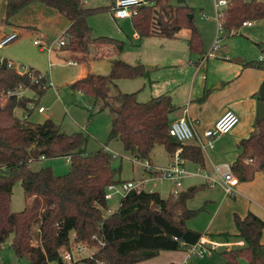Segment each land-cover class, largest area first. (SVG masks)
Wrapping results in <instances>:
<instances>
[{"label":"trees","instance_id":"obj_1","mask_svg":"<svg viewBox=\"0 0 264 264\" xmlns=\"http://www.w3.org/2000/svg\"><path fill=\"white\" fill-rule=\"evenodd\" d=\"M40 1L53 7L70 19L66 31L68 49L78 62L91 57L102 58L106 53H94L100 48L122 42L109 36H94L88 18L107 7H88L83 0H5L3 22L28 4ZM132 16L134 28L140 37H176L182 29L189 31V46L202 53L204 44L194 19V9L188 4H175L172 0H147ZM192 14V17H190ZM264 19V0H230L221 17L223 30H238L244 22ZM0 61V250L11 239V247L20 258L30 264H65L61 250L69 248L71 241L96 247L91 256L81 261L92 264H135L156 257L163 250H186L199 242L203 233L187 226L204 207L191 209L187 200L198 190H181L163 198L158 191L131 190L121 199L116 211L107 213L105 197L107 187L118 183L121 168L113 166L115 155L102 148L87 152L88 135L83 131L67 133L52 118L33 122L20 118L15 110L22 108L28 116L38 105L47 88L45 75L37 83L32 74L38 70L29 67L20 73ZM246 65L264 69V62L249 61ZM32 73V74H31ZM142 63L130 64L121 58L111 61L107 74L88 73L70 85L74 90L92 96L100 109L108 108L112 115L108 139L118 138L125 150L139 159H149L156 145H163L170 156L181 148L180 157L205 164L203 150L196 145L178 141L169 133L170 114L175 106L169 94L147 101H139L137 92H123L117 80L147 76ZM30 89L33 96L8 95L9 90ZM114 90L113 93L111 91ZM244 151L233 162L231 169L239 180L253 177L255 170L264 171V118L257 120L249 137L241 140ZM68 156L70 170L63 175L51 166L32 169L37 159ZM254 159L250 165L246 158ZM21 181L24 192L32 203L23 210L11 209L14 185ZM203 188V187H198ZM237 236L246 245L219 252L223 264H264L262 242L264 220L253 212L245 216L234 214ZM73 233V234H72ZM229 236V233H223ZM33 238L38 240L33 243ZM74 263V262H73Z\"/></svg>","mask_w":264,"mask_h":264},{"label":"crops","instance_id":"obj_2","mask_svg":"<svg viewBox=\"0 0 264 264\" xmlns=\"http://www.w3.org/2000/svg\"><path fill=\"white\" fill-rule=\"evenodd\" d=\"M83 1L88 7H107L113 3V0ZM216 1L217 0H213L211 3L209 0H186L185 3H178L177 0H172L175 4H188L194 9V19L200 30L204 44V51L202 53L190 50L188 41L189 31H187V29L180 30L174 38L161 36L145 37L144 41L154 39L156 42V49L155 51H150V54H147V50L144 49V51L142 46L134 47V49L130 48L128 50L123 47V50H120L119 44H111L100 48L95 47L94 49V53L100 54L102 51L106 53V56L102 58L109 62L110 67L113 59L121 58L130 64H149L151 67L146 70L149 72L151 71V73L157 69L171 68V76L165 78H160L159 76V78H155L154 75H149V73L147 76L137 77L136 79L139 80L137 82L139 85H143L141 89L144 90L146 89L145 81L147 77L150 76L151 78H148L149 93L146 94L148 95V98L150 99L162 94H169L172 97V102L175 106L170 114L171 120L184 116L190 117L195 122V129L199 135H203L206 129L211 128L224 111L231 109L239 115V124L232 133L217 137L212 148L203 150L205 157V164L203 166L181 158L182 165L191 173L184 179V182L188 179L187 186L189 185L184 190H188L189 187H192V190L199 189L198 187H203L204 189L201 188L203 189L201 192L203 194L201 196V203H203V205L207 202L213 203L207 206V215H202L203 222L198 223L196 220L199 219H195L194 217L186 222L189 228L203 233V237L207 238V246L210 248L211 252H213V250H225L246 245L245 240L236 235L238 230L234 222L235 213L240 216H245L251 211L264 220V171L255 170L253 177L244 181L239 180L236 176L238 183L235 187L236 191L234 194H227L224 186L220 182L212 185L211 181L206 179L202 174L204 172H213L216 166L223 167L225 164L232 166L233 162L239 157L241 140L250 136L255 129V123L258 120V103L260 101L259 91L264 81V69L246 65V63L251 60H245V56L234 58V60H232L230 56L227 55V52L229 51L227 44H223V46L221 45L224 54H218L215 57H207L204 59L211 50L218 34L217 9L215 6ZM204 6H207L210 13L206 14ZM197 7L199 8L198 11L196 10ZM108 11V14L105 13V17L108 19L110 26H112L111 33L120 36L132 32L135 39H142L133 26L132 17L119 18L114 14L112 8ZM195 11L197 12V17ZM5 12L6 2L5 0H0V39L4 35L14 31H17L20 37L18 36L19 38L14 40V48L10 52H7L5 55L0 54V61L6 58L14 63L32 67L41 73L47 72L48 74L45 75L49 77V71L41 70L44 69L42 64L37 63L31 57L27 56L28 54L22 47V39L26 36L31 39L34 36L33 41L40 38L45 42H49L63 37L67 44L66 31L71 24L70 19L57 9L47 6L40 1H34L22 8L10 18L9 23L3 22ZM253 25V21H248V23L244 24L242 27H246L248 31H250L249 27ZM239 30L240 29L232 30L229 34L234 35L235 33H238ZM224 32L226 31L223 30L221 34ZM105 33L106 32L101 35L94 34V36L114 37L106 35ZM221 37L224 39L223 35H221ZM223 39L221 42H223ZM258 45H260L262 50L264 49L262 43H258ZM4 48L5 46H0L2 51L6 50V48ZM40 49L46 50L41 47ZM54 51H57V62L66 61V64L68 65L77 66L74 70L75 74L72 82L86 76L88 73L94 72L102 74L108 71L95 69L94 63L99 58L91 57L87 62H78L73 58L75 53L68 49L66 45L59 46L58 44H55L54 49L48 51L50 58H52V53ZM129 56H133L135 62L132 61ZM52 66L53 62L50 60V72ZM155 74L159 75L157 72ZM142 78H146L143 79L144 83L141 81ZM161 82L165 84L160 85ZM52 83V87H54V81H52ZM117 85L121 91H125L123 90L122 79L117 80ZM28 91L31 90L25 89L23 94L32 96L28 94ZM137 91H139V89ZM55 92L57 94L59 93L58 88L55 89ZM82 94L83 93L79 91L78 95L80 96ZM137 97L139 101L143 102V99H139V95H137ZM92 99L94 100L93 97ZM24 117H29L30 119L28 113L24 114L22 118ZM55 123L59 128L61 127L56 121ZM115 139L119 140L118 138ZM184 143L199 146L198 141L194 139ZM154 148L150 153V158L147 160L152 167H167L175 162V155H173L170 156L167 164L156 166L157 164H155L151 157ZM104 149L114 154L108 145H104ZM249 159L250 158L248 157L245 161L249 163ZM133 160L139 161L144 166V173L147 176L139 180L131 178L133 179L132 181H139L144 185V183L155 179L154 171L148 170L145 167V162H142L137 158H133ZM249 164L251 165V163ZM198 169L201 170V174L193 175L192 173H195ZM222 170L224 169L222 168ZM214 177L217 179L220 178L217 174H214ZM128 181L130 180L128 179ZM149 191L156 190L150 189ZM187 205L190 208H195V204L192 203L190 199L187 200ZM213 233L220 234L219 236H221V238H212L211 234ZM223 233H229L230 235L225 236ZM262 242L264 243V230ZM213 245L217 246L212 248ZM167 252H169V254H178V252H182L183 254L182 258L173 257L170 260L172 261V264H181L187 259V250L186 253L185 251L179 250ZM82 258L83 257H79L73 264H88L87 262L80 263L79 260L81 261Z\"/></svg>","mask_w":264,"mask_h":264},{"label":"rangeland","instance_id":"obj_3","mask_svg":"<svg viewBox=\"0 0 264 264\" xmlns=\"http://www.w3.org/2000/svg\"><path fill=\"white\" fill-rule=\"evenodd\" d=\"M211 3L213 0H209ZM230 1V0H228ZM205 12L210 13L205 7ZM196 10L198 11L199 8L197 7ZM107 11H102L97 14L89 16V25L92 28V32L95 35H101L102 33L106 32V35L114 36L112 38L117 39L118 41L122 42L123 47L128 50L130 48L134 49V47H143V50H147V54H150V51H155L156 49V42L154 39H149L144 41L145 37H141L142 39L138 40L135 39L132 35V32L122 34L120 36L111 33L112 26H110L108 19L105 17V13L108 14ZM196 12V11H195ZM108 16V15H107ZM110 16V13H109ZM108 16V17H109ZM197 17V12H196ZM197 20V19H196ZM256 21V22H255ZM254 25L249 27V30L246 27H241L238 33L234 35L229 34V32H224L223 35L224 39L221 42L223 44H227L228 52L227 55L230 56L232 60L234 58H238L241 56H245V60L251 61H258L259 55L262 52V49L258 43H262L264 46V19L260 20H253ZM188 31V30H187ZM113 34V35H112ZM20 37V36H19ZM18 37V38H19ZM121 40H119V39ZM157 39V38H156ZM34 36L30 39L29 37H24L22 39L23 49L28 54L27 56L31 57L37 63L42 64L44 69L43 71H49V79L54 81L55 86H50L45 93L40 97L38 101V105L34 108L33 112L30 114V120L33 122H43L47 118H53L61 127L60 130L72 133L77 131H83L88 135V143H87V152H94L99 149L104 148V145H108L112 152L115 154V158L113 160V166L117 168H121V172L117 175V178L120 179L118 183H115L117 186H121V184L125 181L133 180L131 178H136L134 180L142 179L147 175L144 173V166L136 160H133L135 157L133 154L131 155L130 152L125 150L123 143L121 140L117 139H108V135L111 129V121L112 115L108 108L100 109L99 104H95L92 96L83 93L82 95H78L79 91L74 90L71 87V82L74 76V70L77 66L68 65L66 61L57 62L56 52L52 53V58L49 57V53L46 50H41L39 46L34 44ZM14 41L5 45L6 50L0 49V54H6L10 52L14 48ZM145 42V43H144ZM155 45V46H154ZM4 48V49H5ZM144 50V51H145ZM218 54H224L222 49ZM226 54V53H225ZM10 57V56H9ZM129 58L134 61L133 56H129ZM53 62L52 70L50 72L49 61ZM135 62V61H134ZM147 64H145L146 67ZM95 69L97 70H108L107 74L110 72L111 67L109 62L104 58H99L94 63ZM46 68V69H45ZM171 71V72H169ZM158 73L159 75L155 74ZM43 74H48L47 72H42ZM149 75H154L155 78H165L172 75L171 68H162L154 70L153 73L149 72ZM150 76L146 78V89H141L143 85H139L136 78L133 79H122L123 85V92H137L139 95V99H143V102L148 100L149 93V79ZM144 83V81H143ZM165 84L163 82L160 85ZM158 87V86H157ZM160 87V86H159ZM58 88L59 93L55 92V89ZM139 89V91H137ZM136 90V91H135ZM114 90L111 91L113 93ZM29 95H34L33 91H28ZM44 106L46 110L44 112H39L38 107ZM15 113L18 117L22 118L24 114L27 113L26 110L22 108H17ZM92 114V115H91ZM196 140V139H194ZM133 157V158H132ZM151 157L156 166H162L167 164L170 159V154L167 152L166 148L163 145H156ZM148 159H140V161L145 162ZM255 160H253L251 165H255ZM44 166H51L54 172L58 175L66 174L70 170V162L68 156H58L53 158H45V159H37L31 163L32 169H39ZM145 174V175H143ZM188 176V175H187ZM188 179L184 182L182 186L183 190L186 189ZM171 181L167 179H152L151 181L144 183L142 185L146 190L154 189L161 193L162 197L167 198L169 196L170 189H171ZM204 189V188H203ZM203 189L196 190L193 195L189 198L192 203L195 204V208L197 209L200 207H204L200 213L195 216V219L198 223L203 222L202 215H207V206L209 204H213L212 202L201 203V196L203 195L201 192ZM123 198V194L120 192H115L111 198L107 200L108 211L107 213H112L117 210L120 205L121 199ZM32 198L28 197L27 194L24 192L23 186L21 181H17L14 185L13 194H12V202H11V209L13 211H20L23 210L26 206L32 203ZM31 201V203H30ZM190 208V207H189ZM110 211V212H109ZM199 217V218H198ZM193 219V218H192ZM190 220V219H189ZM212 238L215 239L221 238L220 234H211ZM11 237L5 243L3 248L0 250V263L3 264H30L28 259L18 257L14 250L11 247ZM33 243H37L38 240L33 238ZM96 249V247H91L87 251L81 252L80 254H76L77 257H86L89 256L91 251ZM222 249L213 250L209 254L205 256H192L189 261V264H223V259L221 258L219 252ZM167 251L172 250H164L158 256L153 257L149 260L136 263V264H172L170 261L173 257L182 258V252H178V254H169ZM185 251L186 250H179ZM172 255V256H171ZM80 263H84V261H80ZM88 263V262H87ZM73 264V263H72ZM89 264V263H88ZM92 264V263H90Z\"/></svg>","mask_w":264,"mask_h":264},{"label":"built area","instance_id":"obj_4","mask_svg":"<svg viewBox=\"0 0 264 264\" xmlns=\"http://www.w3.org/2000/svg\"><path fill=\"white\" fill-rule=\"evenodd\" d=\"M148 3L147 0H114L112 10L114 11V14L119 18H127L132 17L133 14L137 11V8ZM229 1L228 0H217L215 3L216 11H217V20H218V34L216 36V39L212 45L211 50L208 52L206 57H215L218 55V51L221 49V32L223 31L221 17L223 15V10L228 6ZM248 22H244V24H247ZM19 36V33L17 31L8 33L4 35L0 39V46H5L8 43L16 40ZM35 44L39 45L42 49H47L48 51H51L54 49L55 44H58L59 46L66 45V40L61 37L60 39H54L49 42H45L42 39H36ZM259 61L264 62V49L262 50ZM8 65L10 67H15L17 71L20 73H26L29 71V67L14 63L13 61H9ZM32 74V73H31ZM45 74L39 73V75L32 74V81L37 83L38 80L42 77H44ZM48 85H53L52 81L49 79V83L44 84L43 88H47ZM25 90L18 89V90H9L8 95H22ZM46 108L44 106H39L38 111L44 112ZM240 118L239 115L231 110L228 109L223 112V114L216 120L214 125L206 129L203 133V135H199L195 129V122L188 116H184L181 118H177L174 120H171L170 126H169V133L171 136L175 137L180 142H186L192 139H196L198 141L199 147L202 150H207V148H212L215 143V139L217 137L228 135L232 133V131L236 128V126L239 124ZM181 148H178L175 151V162L172 163L170 166L167 167H152L151 164L146 160L145 161V167L148 170L154 171L155 178L160 179H167L170 180L172 183V189L171 192L174 194H177L179 191L182 190L184 179L187 177V175L191 174L188 172L185 167L182 165L181 157H180ZM42 158H44L42 156ZM69 158V157H68ZM70 160V158H69ZM248 161H253L252 158H250ZM222 168L224 170H222ZM201 170L198 169V171L193 172V175L201 174ZM206 179H209L211 181L212 185H215L216 183H222L224 186V189L227 194H234L236 189V185L238 183L237 177L234 175L231 166L229 165H223L222 166H216L214 168L213 172H204L202 173ZM214 174H217L220 176V181L216 177H214ZM142 190L144 189L142 186V183L139 181H126L121 184V186H117L116 184H111L107 187L106 190V199L108 200L113 196L115 192H120L125 196L129 191L131 190ZM217 245H213L212 248H215ZM88 249H91L90 246H88L85 243H76L74 244L73 241L70 243L69 248H63L61 250V258L65 264H71L75 262L79 257L76 256V254H80L81 252L87 251ZM187 259L184 263L181 264H189L190 259L192 256H205L206 254L210 253V248L207 246V238L201 237L198 243L188 247L187 249ZM95 249L91 251L89 256H91L94 253ZM52 264H59V262H53Z\"/></svg>","mask_w":264,"mask_h":264},{"label":"water","instance_id":"obj_5","mask_svg":"<svg viewBox=\"0 0 264 264\" xmlns=\"http://www.w3.org/2000/svg\"><path fill=\"white\" fill-rule=\"evenodd\" d=\"M178 3H185L186 0H177ZM190 17H192V14H190ZM151 65L147 64L146 65V69H150ZM259 96H260V101L258 103V119L261 120L264 118V81L260 87V91H259ZM244 151V147L241 146L239 149V153L242 154ZM188 190H192V187H189ZM241 264H247V261L243 258H241L240 260Z\"/></svg>","mask_w":264,"mask_h":264}]
</instances>
